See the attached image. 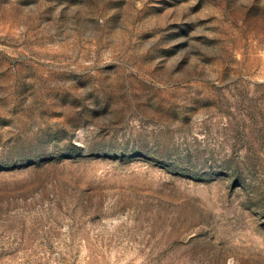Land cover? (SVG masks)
Returning a JSON list of instances; mask_svg holds the SVG:
<instances>
[{"label":"rangeland","instance_id":"1","mask_svg":"<svg viewBox=\"0 0 264 264\" xmlns=\"http://www.w3.org/2000/svg\"><path fill=\"white\" fill-rule=\"evenodd\" d=\"M0 264H264V0H0Z\"/></svg>","mask_w":264,"mask_h":264}]
</instances>
